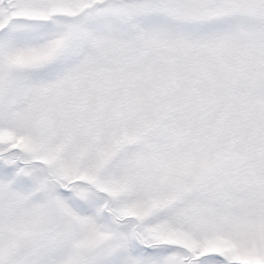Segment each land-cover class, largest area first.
<instances>
[{
  "label": "snow or ice",
  "instance_id": "1",
  "mask_svg": "<svg viewBox=\"0 0 264 264\" xmlns=\"http://www.w3.org/2000/svg\"><path fill=\"white\" fill-rule=\"evenodd\" d=\"M0 264H264V0H0Z\"/></svg>",
  "mask_w": 264,
  "mask_h": 264
}]
</instances>
